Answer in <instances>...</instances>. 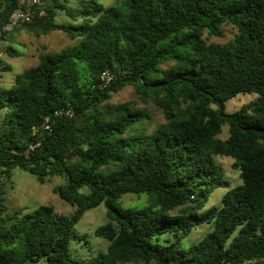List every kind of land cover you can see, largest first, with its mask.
<instances>
[{
    "label": "trees",
    "instance_id": "trees-1",
    "mask_svg": "<svg viewBox=\"0 0 264 264\" xmlns=\"http://www.w3.org/2000/svg\"><path fill=\"white\" fill-rule=\"evenodd\" d=\"M44 1L19 26L79 40L39 52L11 87L0 85V264H264V0ZM16 4L0 0V28ZM57 10L72 22H56ZM223 24L236 28L232 38H202L222 36ZM102 71L114 76L107 86ZM126 85L140 106L110 102ZM240 93L256 96L227 112ZM149 102L164 119L151 131ZM219 156L233 159L237 184L229 187ZM15 167L41 182L63 177L53 191L71 212L9 213L3 186ZM221 186L219 204L204 209ZM125 193H146L148 204L122 208ZM99 204L107 220L94 229L105 241L96 247L74 226ZM210 222L198 243L181 245Z\"/></svg>",
    "mask_w": 264,
    "mask_h": 264
},
{
    "label": "rangeland",
    "instance_id": "rangeland-1",
    "mask_svg": "<svg viewBox=\"0 0 264 264\" xmlns=\"http://www.w3.org/2000/svg\"><path fill=\"white\" fill-rule=\"evenodd\" d=\"M119 0H97V2L104 7L117 5ZM66 6H77L83 2L87 6L89 0H60ZM45 6L51 4V0L44 1ZM95 20V18L93 19ZM56 22L71 23L72 20L65 15L63 11L57 10L55 18ZM222 36L208 35L204 31L202 38L206 42L224 43L233 37L236 28L232 25L223 24L221 26ZM79 37L70 39L69 36L61 30H53L47 34H41L37 29H27L24 26H19L13 30L7 37L0 40V60L2 64L9 66V70L0 72V85L11 87L13 84L14 76L21 72L23 69L34 65L37 62L38 53L41 51H60L75 44ZM9 47H13L18 52L17 55H12L9 52ZM254 93H240L234 98L227 100L226 111L233 112L239 109L242 105L247 104L255 98ZM134 100L137 105L141 103L137 99L133 86L126 85L119 92L113 93L110 99L111 103L121 101ZM146 107L149 109L151 118L144 123L149 131H151L158 123L162 122V112L155 108L153 102H149ZM2 112L0 111V121ZM228 134V125L222 126V133L220 137H226ZM225 176L233 186L239 182V173L232 167L233 159L230 157L219 156L217 157ZM64 181L61 176L53 175L47 177L43 182L37 179V176L29 173L19 167L12 169L11 177L3 186L4 203L8 207L9 213H26L32 211L40 205H50L55 211L69 214L72 206L63 201L56 192L53 191L54 187ZM228 189L226 186H221L213 190L208 200L205 203V208L211 205H217L220 202L221 195ZM148 204V195L146 193H125L118 201V205L122 208H141ZM173 213L177 211H172ZM105 207L99 204L93 208L88 209L82 218L75 224L74 229L79 234H85V238L90 244L98 247L105 245V241L94 235L96 226L106 221ZM213 223H203L196 225L190 232L180 236L181 245L186 247L196 244L200 239L205 236L211 229ZM171 236L169 234L161 235V239L167 240ZM77 243H81L78 241ZM73 241L72 245H77ZM124 264H142L141 262H129Z\"/></svg>",
    "mask_w": 264,
    "mask_h": 264
},
{
    "label": "built area",
    "instance_id": "built-area-1",
    "mask_svg": "<svg viewBox=\"0 0 264 264\" xmlns=\"http://www.w3.org/2000/svg\"><path fill=\"white\" fill-rule=\"evenodd\" d=\"M42 0H17L16 7L13 9L8 21L0 28V39L1 37L12 32L17 26L24 22H29L31 20V15L28 13L27 8L39 5ZM100 80L102 86L109 85L114 79L113 74L108 71H102L100 74ZM67 114L72 115L71 110L66 111ZM43 129H50V124L46 119L42 124ZM36 144H31L29 147L33 149Z\"/></svg>",
    "mask_w": 264,
    "mask_h": 264
}]
</instances>
